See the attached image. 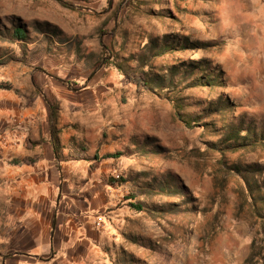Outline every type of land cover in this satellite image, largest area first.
<instances>
[{
  "label": "rangeland",
  "instance_id": "1",
  "mask_svg": "<svg viewBox=\"0 0 264 264\" xmlns=\"http://www.w3.org/2000/svg\"><path fill=\"white\" fill-rule=\"evenodd\" d=\"M263 130L264 0H0V264H264Z\"/></svg>",
  "mask_w": 264,
  "mask_h": 264
},
{
  "label": "trees",
  "instance_id": "2",
  "mask_svg": "<svg viewBox=\"0 0 264 264\" xmlns=\"http://www.w3.org/2000/svg\"><path fill=\"white\" fill-rule=\"evenodd\" d=\"M15 37L19 38V39H24L26 38V31L24 28L21 27H16L15 29ZM190 68H198L200 71L199 72H203L204 70L201 69L200 66L197 65V62H191V64L189 65ZM188 67L187 70L190 69ZM216 74V73H213ZM211 74H204L203 76H198L195 78L194 83H209V82H214V81H218L217 79H213L210 77ZM133 82L136 83L138 86H147L148 80H147V73L142 71L139 74H135L132 78ZM178 107H180L179 105H177ZM212 106V105H211ZM213 109V108H210ZM191 116L188 117V120H184L187 124H191L193 121L192 118H190ZM244 127L243 124H241L240 126L235 125L234 123H232L231 125L227 126L226 132L227 135L225 137V141L226 142H230L229 145L224 144V146H228L229 150L232 151H236L239 150L240 148H247L250 146H254L257 143H259L260 140H258V134L256 132V130L254 129V127H252V125H249L248 127L242 128ZM262 136L264 137V130L262 131ZM53 138V145L55 148V152L56 154L58 153V138ZM224 141V142H225ZM235 170L239 171L240 169L238 167H235ZM245 185H247L249 192H251V197H252V205H253V209L255 211V213H257L259 216L264 215V198L258 200V196L254 195L253 192H257L259 193L261 191L260 188L254 187L256 186V183L253 181L251 182L248 178L244 179ZM261 204V205H260ZM138 208L139 205H137ZM264 223V220H263Z\"/></svg>",
  "mask_w": 264,
  "mask_h": 264
},
{
  "label": "crops",
  "instance_id": "3",
  "mask_svg": "<svg viewBox=\"0 0 264 264\" xmlns=\"http://www.w3.org/2000/svg\"><path fill=\"white\" fill-rule=\"evenodd\" d=\"M55 208H56V207H55ZM58 214H59V213H58ZM55 215H57L56 210H55V214H54V216H55Z\"/></svg>",
  "mask_w": 264,
  "mask_h": 264
}]
</instances>
